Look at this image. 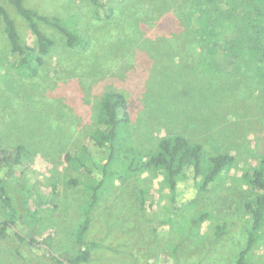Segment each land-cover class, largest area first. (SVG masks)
Masks as SVG:
<instances>
[{"label":"rangeland","instance_id":"374dc122","mask_svg":"<svg viewBox=\"0 0 264 264\" xmlns=\"http://www.w3.org/2000/svg\"><path fill=\"white\" fill-rule=\"evenodd\" d=\"M101 1L113 8L111 17L104 11L97 16L92 0H25L89 41L85 49L71 48L61 30L40 22L55 44L38 63L27 21L0 0L31 48L29 63L21 64L0 16V153L25 147L22 168H10L13 155L6 162L0 155V176L13 201L10 209L0 200V222L14 225L0 236V264H71L80 253L77 238L90 197L82 182L100 174L76 168L65 156L87 144L96 162L107 158L90 135L106 122L103 104L115 91L127 98V127L140 152L156 150L163 137L179 133L210 155L235 159L207 188L201 187L205 168L198 181L190 173L182 176L175 193L155 168L107 182L83 237L90 257L80 264H237L251 232L245 205L259 194L245 177L264 155L263 81L251 88L247 75L236 86L225 77H208L211 85L192 88L195 62L180 63L160 49L163 62L155 65L151 39L171 34L174 15L188 0ZM164 41L158 42L163 48ZM127 163L122 159L113 167L120 171ZM254 237L246 261L264 264V220Z\"/></svg>","mask_w":264,"mask_h":264},{"label":"trees","instance_id":"16d2710c","mask_svg":"<svg viewBox=\"0 0 264 264\" xmlns=\"http://www.w3.org/2000/svg\"><path fill=\"white\" fill-rule=\"evenodd\" d=\"M8 1L25 18L36 37L35 49L38 53V63H41L42 56L49 54L55 44L54 39L41 30L40 22L61 30L68 40L69 47L83 49L87 47L89 41L77 31L68 28L63 22L28 8L24 3L25 0ZM92 1L96 5L97 16L101 17V11L105 12L107 18L112 16L113 8H105L101 0ZM183 6L185 7L181 15L180 13L174 15L177 20H175L174 30L173 27L171 28L173 31L170 35L158 34L160 36H157L156 40L150 38L153 41V46L150 44V52L158 58L155 65L163 62L159 53L162 54L161 50H165L164 52L171 58L178 56L180 63L195 62V68H193L195 71L198 69V72L191 73L194 80L189 79L188 82L192 88H201L204 84L211 85V81L206 82L208 77H225L227 84L236 86L241 83L238 78L242 75L248 76L251 84L246 81L245 83H248L251 88H256L261 80L264 84V0H188L183 3ZM0 16L4 21L12 52L18 54L21 64L29 63L30 53L27 50L31 48L23 44L14 19L1 4ZM178 21L181 29H177L179 32H176V28H179ZM116 28L120 35L119 39L123 40V30L120 27ZM162 40H165V48L158 44ZM37 70V68L34 69V73L31 74L35 75ZM172 87H176V82ZM262 87L264 88V85ZM218 90L215 88L217 97ZM158 92L160 93V90ZM205 92L203 90V93ZM126 103L127 98L122 92L111 93L109 101L103 104L102 109L107 120L104 124L97 125L90 135L94 147L107 151L108 156L104 161L96 162L94 148L87 144L83 150L76 149L65 156L66 160L76 168L84 167L100 174L98 178L93 179L92 183L72 179L75 184L80 182L87 184L90 197L88 206L85 208L86 217L80 224L77 238L81 245L80 253L70 261L71 264H80L89 260L90 247L88 248L83 237L89 226L92 210L97 206L101 195L108 189L107 182L111 183L114 179L124 180L127 175L137 176L155 168L162 172L171 193H175L182 176L190 173L198 181L199 174L205 168L206 175L201 187L207 188L220 175L228 171L234 162V155L230 153L210 155L201 143L192 142L179 133L163 137L158 141L156 150L140 152L134 147L128 131V116L124 111ZM24 153L25 147L19 145L0 155L4 156L5 162L9 161L7 154L13 155V161L11 163L9 161V166L18 169L23 166ZM122 159L128 160L127 165L120 171L114 169L113 166ZM245 181L258 190L259 194L255 200L245 205L247 216L251 220V232L248 246L240 252L237 264H248L246 261L248 252L256 241L254 234L260 229L264 220V155L258 166L247 174ZM5 182V177L0 176V200L5 207L11 209L13 201L7 193ZM204 216L205 214L201 219ZM9 224L14 227L8 220L0 222V236L5 234ZM19 235L24 239L23 235ZM33 242L34 239L31 244Z\"/></svg>","mask_w":264,"mask_h":264}]
</instances>
